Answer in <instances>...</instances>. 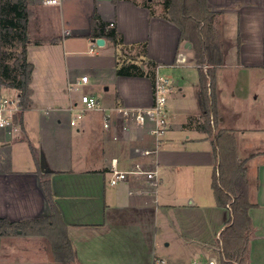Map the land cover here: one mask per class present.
Instances as JSON below:
<instances>
[{
  "label": "crops",
  "instance_id": "obj_1",
  "mask_svg": "<svg viewBox=\"0 0 264 264\" xmlns=\"http://www.w3.org/2000/svg\"><path fill=\"white\" fill-rule=\"evenodd\" d=\"M146 1L28 0L31 105L16 132L0 128V216L24 221L49 214L44 167L75 264L218 263L210 255L217 242L209 227L220 245L227 218L212 182L220 159L216 133L228 128L258 181L245 264H264V0H207L224 38L223 63L213 82L208 76L210 117L199 101L200 66L208 65L196 62L192 43L186 45L179 26L162 15L161 1L151 3L153 13ZM97 21L114 23L123 44L96 36ZM99 37L103 45L95 44ZM132 55L157 63L173 79L170 127L160 142L112 109L153 102V78L116 72ZM85 74L83 88L105 111H88L72 126L68 108L78 100L67 85ZM16 90L0 84V98ZM112 162L130 171L116 184L110 182ZM25 228L0 234V264H59L50 237Z\"/></svg>",
  "mask_w": 264,
  "mask_h": 264
},
{
  "label": "trees",
  "instance_id": "obj_2",
  "mask_svg": "<svg viewBox=\"0 0 264 264\" xmlns=\"http://www.w3.org/2000/svg\"><path fill=\"white\" fill-rule=\"evenodd\" d=\"M146 6L153 13L152 2ZM163 5L162 15L175 22L180 28V39L190 41L193 45L195 60L207 64L200 66L201 88L199 101L203 114L210 117V106L207 89L210 76L215 80L217 68L223 63L224 38L219 28L218 12L212 10L207 0H160ZM28 0H0V84L15 87L21 91L23 108L31 105V81L33 64L27 58L28 36ZM105 21L95 22L96 36H108L116 45H122L123 39L116 27H109ZM18 44V56L10 62V54L5 47L12 48ZM145 50L146 43L141 44ZM157 63L144 61L136 57L119 62L118 75L155 77ZM207 72V74H206ZM21 113L16 121L21 124ZM220 159L213 175V190L219 207L228 211L230 218L221 232L218 250L219 264H235L236 260L244 262L248 254L252 219L250 209L255 205L250 198L251 182L247 177L248 158L238 153L236 132L233 129L221 128L216 133ZM41 163V161H39ZM50 171H42L43 186L50 201L51 211L45 216L24 221H11L0 216V234L8 236L18 229L30 226L32 233L47 234L52 240L56 259L59 264H75V253L67 232L59 222V212L53 203V192L49 180ZM258 181H255L257 184ZM27 230V227L25 228Z\"/></svg>",
  "mask_w": 264,
  "mask_h": 264
},
{
  "label": "built area",
  "instance_id": "obj_3",
  "mask_svg": "<svg viewBox=\"0 0 264 264\" xmlns=\"http://www.w3.org/2000/svg\"><path fill=\"white\" fill-rule=\"evenodd\" d=\"M47 5H57L62 0H42ZM109 26H114L110 23ZM65 34H69L70 30L65 29ZM96 45H99L96 43ZM95 50L94 47L90 48V52ZM89 83V76L82 75L77 81L69 82L67 85L68 93L76 97L77 104L71 105L68 109L71 112L70 124L76 126L80 120L85 116L86 112L91 110L105 111L98 97L94 94L86 92L84 86ZM173 79L171 76L162 74L156 68V74L153 81V102L150 106L144 108L114 106L112 109L121 113V116L127 122L134 121L135 123L143 126L154 138L156 142L162 141L167 134L170 127V114H169V96L172 90ZM79 103V104H78ZM21 104L20 91L16 90L14 93L2 96L0 98V128L10 133L16 132L19 129L20 123L16 121L17 114L23 111ZM111 124L109 114H104L103 125L108 128ZM112 177L110 182L116 184L125 180L130 171L121 170L117 165L112 162L111 164ZM144 172L148 178H154L156 171H141ZM157 264H163L158 260ZM192 264H218L215 259L208 262H193Z\"/></svg>",
  "mask_w": 264,
  "mask_h": 264
},
{
  "label": "rangeland",
  "instance_id": "obj_4",
  "mask_svg": "<svg viewBox=\"0 0 264 264\" xmlns=\"http://www.w3.org/2000/svg\"><path fill=\"white\" fill-rule=\"evenodd\" d=\"M61 43V48H63V46H62V42H60ZM96 46V45H95ZM17 47H18V44H15V46H13L12 48H10V47H8L9 49H7V47H5V50H6V52L8 53V54H10V62L11 63H14L15 62V57H17L18 56V50L19 49H17ZM65 49H69L67 46L65 47ZM88 49V48H87ZM89 55H91L90 53H86V54H84V56H89ZM133 57H136V56H131L130 58H133ZM91 83H93V81H91ZM85 90V89H84ZM88 92V91H87ZM89 93H91V92H89ZM238 153H239V156H242V158H244V156H245V153H243V152H240L239 151V149H238ZM41 159V161H42V157L40 158ZM247 165H248V161H247ZM249 168V167H248ZM215 172V171H214ZM213 175H214V173H213ZM247 177H248V179H249V181L251 182V187H250V192H251V194H253V191H254V189H255V185H254V182H255V180H254V174L252 173V171L250 172V170L248 169V171H247ZM250 194V195H251ZM250 198H251V200L253 199V197H252V195L250 196ZM224 212H226V218H227V221H228V219L230 218V214H229V212L228 211H226V210H224ZM226 221V220H225ZM227 221H226V223H227ZM223 224V223H222ZM209 226V225H208ZM209 230H210V238L212 239V241L213 242H217V244L215 245V247H213L211 250H210V255H211V257H215L217 260H218V258H219V253H218V249H217V247H221V246H223L224 244V242H222L220 245H218L219 244V242H220V240H219V237H217L216 238V235H215V232H213L214 234L212 235L211 233H212V231H211V229H210V227H209ZM223 231V230H222ZM221 237V236H220ZM235 264H245V261L244 262H242V261H240L239 259H237L236 260V262H235Z\"/></svg>",
  "mask_w": 264,
  "mask_h": 264
},
{
  "label": "water",
  "instance_id": "obj_5",
  "mask_svg": "<svg viewBox=\"0 0 264 264\" xmlns=\"http://www.w3.org/2000/svg\"><path fill=\"white\" fill-rule=\"evenodd\" d=\"M96 43L99 45H103L105 43V39L103 37H99L97 39H95ZM186 45L191 46V42L187 41ZM42 166H43V161H42ZM43 170H46L44 167H42Z\"/></svg>",
  "mask_w": 264,
  "mask_h": 264
}]
</instances>
